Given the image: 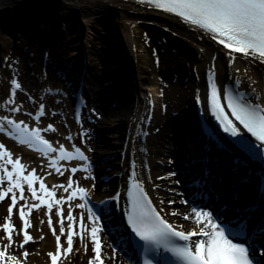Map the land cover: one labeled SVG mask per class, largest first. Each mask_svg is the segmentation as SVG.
Returning a JSON list of instances; mask_svg holds the SVG:
<instances>
[{"label": "bare ground", "instance_id": "6f19581e", "mask_svg": "<svg viewBox=\"0 0 264 264\" xmlns=\"http://www.w3.org/2000/svg\"><path fill=\"white\" fill-rule=\"evenodd\" d=\"M36 1L0 0V38L4 37L6 33L8 37L13 35L17 40L19 39L17 36L20 35V37H23L28 42L39 41L41 48L51 49L52 57L55 58V63H58V65H55L51 60L46 67L43 66V69L50 72L51 76L55 75L57 69L65 73L68 72L69 81L77 78L82 72L85 81L84 91H91V95L93 96L94 92L101 93L103 103L113 108L105 110L103 106V109H100L101 111L97 114L95 110L90 109L86 111L84 107L85 103H82L79 107H77V104H74L76 107H73L75 111L72 116L74 121L80 120V122L77 126H71L70 117H61L60 114L57 115L52 112L51 107H48L51 115L46 113L42 123L44 122V125H49L51 122L57 124L58 121H61L63 123L61 125L70 127L74 133L71 144L63 148L65 154L70 158L63 160L58 156L61 154V147L53 146L57 151L51 153L43 151L45 149L44 146L42 149H39L34 144H21L20 135L12 131V126L8 125L7 122L0 121V125L8 135L5 138L3 134H0V141L5 145L7 151L12 153V157H19V154H21L20 158L21 162L24 163L25 171L35 169L36 175L40 177L46 172L47 176L57 184L66 183L67 185V181L71 179L73 184L71 187L67 185V188L71 190V194L76 193L74 196H77L78 205H85L81 209L85 211L87 216L89 215V205L95 211L96 207L102 208L103 205L101 204L109 198L118 197L115 200L119 203H127L128 189L134 183L139 184L143 193L147 194L157 211L162 209V217L167 222H170L171 213L164 208L158 192V186L168 180V177H165L158 167V162H164L162 157L166 153L162 150V147L169 142L163 138L168 136L171 137L170 145L173 146V151H176V155L175 152L171 154L173 168L174 170L176 169L175 173H179V170L183 172L184 175H181L182 177L184 176L185 180L187 177L190 180L195 179L193 175L196 172L199 175L202 173L203 164L199 162L203 160L204 156H207L209 166H203V169L208 167L207 171L210 168L214 170L210 169L209 179L205 175L204 179L210 181L211 186L220 195L221 204H225V206L230 205L231 198L227 201L223 200V197H228L231 190V182L235 184L237 180L239 188L236 191L239 192L238 195L242 202H248L257 198V191L254 190V187L241 183L242 180L249 181L248 178H242V173L232 176L226 172L229 167H236L232 161V156L219 150L214 146L213 142H210L211 139H208L200 133L201 131L197 130L190 111H192V106L196 103V96H204L207 85V73L213 67V81L217 84L218 89H225L228 84L234 85L236 92L240 96H243L245 102L258 103L260 107L264 108V87L260 80V77L264 74V63L256 59L244 57L239 53L234 54L231 57V63H229L227 51H221L222 46L203 36L202 32L184 24L171 15L137 2L129 0H53V4L48 8L50 10L42 8L33 10L30 7L32 3L35 6L42 7ZM111 7L114 9L111 10ZM113 10H119L120 14L124 15L131 14V19L135 20V22L140 20L153 22L163 28L168 33L167 35L175 33L194 45L198 53L191 64L194 70V81L197 83V85H194L197 88L194 93L195 101L190 99L186 87H184L183 83L188 78V75L184 74V70H180L176 79H172L171 77V82L165 84L163 99L150 101L143 82L140 85V81L145 80L144 72L157 74L158 71L167 70L172 73L177 71V69L179 70L181 65L174 55H172L170 46H162L164 38L159 35H148L146 37L147 40H151L155 44L158 50L157 53L145 50L143 54H140L138 50L139 41L131 38L132 36L128 35L126 29L119 25V23L122 25V23L125 24L126 22L122 18V22L118 23V20L114 19L115 14ZM89 13L95 16L96 19L103 16L99 19V22L103 24L108 23L107 26L104 25L103 29L105 39L100 47L102 56L100 58L97 55V59L93 57L91 51L87 52L86 49L84 50L85 44H82V41L75 34L76 25L81 22L80 18H87L86 16ZM118 30H121L125 34L120 36ZM86 52L89 54L87 57L88 64L84 67L85 69H82L80 68L82 67L80 64ZM25 53L24 51L23 53L17 52V54H13L16 56L15 58L18 57L20 59V66L17 68V76L15 78V83H18L20 87L14 91L15 95L11 98V101L20 108L19 112L21 114H28L27 108L29 107L36 108L41 106V102L34 99L36 82L29 77V73H36L39 66L36 63L33 64L32 57L30 58ZM141 61L144 66V72L142 71ZM97 74H100V76ZM57 80L60 82L59 79ZM73 86L76 93L83 89L82 84L75 83ZM133 97L135 103L126 106V102H130ZM29 101H31V105L28 104L30 103ZM67 108L69 110L68 106ZM172 113L176 114L172 116ZM96 114L100 115L97 117L99 121L88 120L92 115L96 117ZM87 121H89V124H87ZM114 128L122 129L121 132L119 130L118 132L109 133ZM51 136L53 138L59 137L58 133L52 132ZM8 137L11 138V141L8 140ZM80 139H82L84 151L87 152V154L83 153L87 157L84 161H80L74 157L77 149L76 143ZM140 140H144V142L141 141L140 143ZM176 141L178 143H175ZM44 159H48V162L44 161ZM192 162L196 164L195 168H192L193 165L190 167V170L187 169V165L193 164ZM54 166H57V168L63 166L65 171H57L58 169H54ZM92 166L93 170H91ZM73 168L77 169L75 173L72 172ZM108 169L112 170L108 172ZM240 169L239 167L238 172ZM80 170H84L87 175L81 173ZM223 171L226 174L224 178H221L220 174ZM94 172H105L106 177L110 178L108 183L104 185L95 183ZM181 175H177L179 183L182 188L186 189ZM233 177L235 179L232 180ZM252 177L255 182L258 180L257 177ZM45 185L49 190L55 189V193L58 195L56 188L50 187L47 183ZM83 185L87 187L85 195L78 190ZM0 187L5 188L4 185ZM35 187L39 190V181H37ZM100 190H106V193L97 194ZM25 193L28 196L29 203L39 205V201L31 199L26 185ZM183 193L184 195L186 193L190 195L191 188L187 192L185 190ZM88 197L95 203L92 205L88 203L86 201ZM7 204H9L8 198L0 201V223L3 221L4 216V212L2 211H5ZM40 206L43 205H39L38 208L31 210L33 212L32 219L34 222L42 221L45 233L47 236H52L53 231L47 224L49 213H45ZM192 209L190 210L191 213L185 210L183 214L184 217H189L186 223H175L174 225L171 223L175 230L179 231L182 230V227H185L187 229L186 232L200 231L202 224L197 222ZM50 215L55 221L59 220V217H56L55 211H52ZM108 219L109 217L107 216V218L101 220V224L102 221L107 220L108 226H111ZM260 220L263 222V217ZM79 225L77 223L78 227ZM102 227L104 231L98 233L99 238L101 237L103 240V244L101 243L100 263L130 264L126 261L124 255H122L123 252L116 248L117 239L115 240L106 234L107 230L103 224ZM90 228L91 221L89 220V224H85L87 235H85L83 240H81L80 232H77L73 238V246L81 243L88 244V256L92 255L91 251L93 249L90 246L92 244ZM197 239H199L198 236L191 237V240ZM260 239H264V236ZM63 240H66V236L63 237ZM20 244L15 241L14 246L6 248L5 251L16 256L17 259L25 257L23 255L25 251L28 253L27 257H33L34 253L38 251V248L35 249L32 243L25 244L23 248L20 247ZM66 248L67 246H65ZM74 250L75 248L71 255L68 256L66 264H76ZM53 252L55 253L56 249ZM66 253L67 251L65 250ZM61 255L58 256V264H62L63 256ZM126 255H130V253ZM36 260L37 258L33 260L36 264L46 263H38L37 261L40 260ZM49 264H51V260Z\"/></svg>", "mask_w": 264, "mask_h": 264}, {"label": "snow or ice", "instance_id": "6c2138e0", "mask_svg": "<svg viewBox=\"0 0 264 264\" xmlns=\"http://www.w3.org/2000/svg\"><path fill=\"white\" fill-rule=\"evenodd\" d=\"M148 3L156 10L174 14L181 21L193 26L195 30H201L203 36L222 46L221 51H227L229 63H231V57L237 53L264 63V0H148ZM213 73L214 67L207 73L204 96L197 95L196 102L201 104L202 111H210L211 116L215 118L224 133L232 138H238L234 139V143L244 152L252 157L257 155L264 157V108L260 107L258 103L245 102L242 95L236 96L230 90L218 89L217 84L213 81ZM13 87L19 88L20 85L13 82ZM43 107L41 105V111H43ZM12 112L17 113L19 109L13 107ZM3 119L22 134L27 133L20 141L21 144L31 145L38 142L46 146V152L55 153L57 151L51 143L41 137L39 128L29 132L23 121L17 124L16 121L8 119V117ZM47 128L55 131L51 124ZM245 134L254 138L255 143L249 140L248 135ZM0 150H3V153L0 154V162H2L0 163V186L7 183L6 188L0 187V201L5 198L9 199L7 218L2 226V231L7 239L4 248L14 246V232L17 234L23 232L21 248L32 240L27 231L31 225L26 218V210L27 214L31 215V210L38 208V204L28 202V196L25 193L26 185L31 199L39 201V205H43L49 213L48 224L55 236L56 252L48 255L51 264H57L58 256L62 251L61 236L65 235L64 213L59 210L61 201H55V207L58 209L56 216L60 218L59 234H56L50 215L54 204L49 199L55 197V189L49 190L43 179L36 175L35 169L31 174L26 175L20 159H13L12 153L7 151L3 143H0ZM76 152L79 153L81 160L87 159L79 148L76 149ZM60 153L62 160L70 158L65 154L63 147L60 148ZM236 162L239 163L238 160ZM72 172L75 173L76 169L73 168ZM207 174V170H205V176ZM172 175L174 176L175 173ZM37 181H39V190L34 187ZM72 184L73 181L69 179L68 187H71ZM56 187L65 188V185L59 184ZM65 190L67 191V188ZM80 191L84 192L85 190L81 188ZM113 199H118V197ZM127 204L129 206L124 210V214L131 233L145 245H152L157 250L170 253L181 264H264V242L259 241L258 238L253 239L249 235L246 222L233 219L225 223L224 217L215 209L205 210L201 207H194L192 211L197 222L202 224L200 231H177L162 217L163 210L157 211L147 194L141 191L139 184L136 185L135 195L131 188L128 189ZM78 206L82 209L85 207L84 204ZM14 209L18 212L22 222L21 229H16L11 221ZM104 211L100 207H96L95 211L91 207L88 208V219L91 221L90 238L94 245L93 254L95 257L92 264L101 260L102 244L98 233L104 231L101 224ZM235 211L239 212L240 209L237 208ZM245 211H255V209H246ZM184 219L188 220L189 217L185 216ZM67 220L69 229L66 234V251L71 253L75 220L71 211L67 214ZM85 235H87V231L85 230L84 217L81 216V240ZM193 236H198L199 239L191 240ZM175 240L184 241L185 245L180 247L174 242ZM23 255L27 257L28 253L25 251ZM8 260L15 262L17 257L5 250H0V264H5ZM143 264H164V262L144 259Z\"/></svg>", "mask_w": 264, "mask_h": 264}, {"label": "rangeland", "instance_id": "374dc122", "mask_svg": "<svg viewBox=\"0 0 264 264\" xmlns=\"http://www.w3.org/2000/svg\"><path fill=\"white\" fill-rule=\"evenodd\" d=\"M111 10L114 9L113 7L110 8ZM114 11V19L118 20L119 22H122V18L126 22L125 24L122 23V25L119 23L120 26L126 29V32L128 35H130L131 38L136 39L139 41L138 46H139V53L143 54V51H151V53H157V48L151 40H147L146 37L149 35H159L164 38V43H162V46L168 47L170 46V49L172 51V55L177 59V61L180 63L181 68L175 72H168L167 70L163 71H158L157 74H153L152 72H144L145 70L143 69L144 66L142 65L141 61V66H142V71L144 72V78L145 80L140 81L142 85L147 89L146 93L148 94V98L150 101L154 100H161L164 98V89L166 87V83L171 82V77L177 78L180 70H184L186 76L188 75L187 80H185L184 87H186V91L188 92L187 94L189 95L190 99H193L195 96L194 93L196 92L197 88L194 85H197V83L194 81V70L191 67L192 62H194L195 58L197 57L198 53L194 45L188 41L187 39H184L180 37L179 35L172 33L170 35H167L168 33L161 28L160 26L156 25L153 22H144V21H136L131 19V14H120L119 10H113ZM87 18H80V24L77 23L76 25V32L75 34L77 35L76 37L82 41V44H85L84 50L86 49L87 52L91 51L93 54V57L97 59V55L100 56L101 58V43L103 42L104 38V25L107 26L106 24H103L102 22H99V19L102 18L103 16H100V18L96 19L95 16H92V14H88L86 16ZM15 33V32H14ZM16 34V33H15ZM118 34L120 36H123L125 34L121 30H118ZM19 39H15L13 35H10L9 37L7 34H4V37L0 38V121L1 122H6L4 120V117H8V119H12L16 121L17 124H19L21 121H23L24 125H27L28 131L31 132L37 128L41 130L40 135L42 138L46 139L49 143L52 144V146L55 147H66L67 145H70L71 142L73 141L74 133L71 130L70 127H66V125H61L63 124L61 121H58L57 124L54 123H49L53 126L55 131L50 130L47 128L48 125H44L43 117L47 114L51 115V112L48 107H51L52 112L56 113L57 115L67 116L70 120V125L71 126H77L80 120L74 121L73 119V112L74 109L72 107V103L69 97V94L64 87V85L57 80V78L54 76H51V74L46 71V69H43L42 66V58L44 57L42 48L40 46L39 41H34V42H28L26 41L23 37L17 36ZM95 44V46H93ZM26 52L30 58L32 57V63H36V65L39 66V69L37 70L36 73H29V77L33 79L36 83V91L34 93V99L37 101L41 102V105H43V111L40 110V107L36 108H27L28 114H21L20 112L13 113L12 108H20L15 105V103L10 102L11 98L14 97L15 95V90L16 88L13 87V82H15V78L17 76V68L20 66L19 58H15L13 54H17V52ZM48 55V61H53L55 63L54 59L52 57L51 49H48L46 51ZM85 53V58H86V66L88 64L87 57L89 54ZM68 54V53H67ZM100 68V66H99ZM98 75V74H97ZM96 75V76H97ZM100 76V74L98 75ZM185 77V76H184ZM142 80V79H140ZM262 86L264 87V74L260 77ZM185 100V99H184ZM51 101V102H50ZM31 105V101H29ZM50 102V103H49ZM85 110H95L100 112L96 105H94L93 101L88 102L86 100L85 102ZM69 107V110L67 108ZM95 115L88 120L90 121H99L97 120V117L100 115ZM176 114V113H174ZM172 113V116L174 115ZM71 115V116H70ZM61 120V119H60ZM89 121H87V124ZM61 125L59 127V125ZM85 124V123H84ZM52 133H58L59 137L58 138H53L51 136ZM117 132V131H116ZM5 138L7 135H4ZM164 140H167L169 143H166L164 147H162V150L166 153L164 157H162V160L164 162H158V167L161 170V173L165 176L168 177V180L158 186V192L160 199L163 203V206L166 210H168L169 213H171L170 216V222L173 225L175 223H186V220L184 219V212L185 210L191 213V207L188 205V203L185 200V196L183 195V191L176 179V174L173 176L172 174L175 173V170L173 168V159H172V153H173V146L170 145V139L171 137L165 136L163 138ZM8 140L11 141V138L8 137ZM72 140V141H71ZM80 139L78 143H76V147L81 150L84 154H87V152L84 151L83 149V143ZM144 142V140H140V143ZM94 142V141H93ZM0 143H2L0 141ZM24 150V149H22ZM3 153V150H0V154ZM18 155V154H17ZM19 157H12L13 159H20L21 160V154H19ZM170 155V157H169ZM44 161L48 162V159H44ZM2 163V162H0ZM39 163V160H38ZM21 164L24 166V163L21 162ZM43 165V164H42ZM51 166V165H50ZM57 168V166H54V169ZM57 171H62L64 172L65 169L63 166H60L57 168ZM9 170L11 168L9 167ZM77 170V169H76ZM90 170V169H89ZM53 171V170H52ZM32 171H25V174H31ZM81 173L84 175H87V173L84 170H80ZM48 174L42 175L40 178L43 179L44 183H47L50 185L52 188H56V191L58 192V195L55 197L51 198L50 200L53 202L54 207L53 211L58 210L55 207V201L60 200L61 203L59 205V210H62L64 213V227H65V235L61 236V248L62 250V264H66L68 261V256L71 255V253H66L65 254V246L66 240H63V237L66 236L69 225H68V220H67V214L69 211L72 212L73 217L75 218L74 220V233H73V238L76 236L77 232H80V217H84V222L86 225L89 224L88 216L86 215L85 211H83L79 206H78V200L76 199L77 196H74L73 194L70 193V189L67 188L66 183H61L65 185V188H59L56 187V185H59L55 183L53 180L47 176ZM6 183V182H5ZM5 188L7 187V184H4ZM35 187V185H34ZM67 188V191L65 190ZM82 188L85 190L83 194H86V185H83ZM80 187H79V192H80ZM89 192V190H88ZM104 192L106 193V190H100L97 192V194L100 193V195ZM76 194V193H75ZM182 201H184L182 203ZM171 202V203H170ZM9 204L5 206V211L4 216H3V221L0 223V250H5L4 245L7 244V239L4 236V233L2 231V226L7 218V207ZM39 206V205H38ZM43 208V211L45 213L47 212V209L43 206H40ZM175 213V214H173ZM33 212H31V215L27 214L26 210V218L29 220L30 227H28L27 231L28 234L32 237V240L29 241L27 244H31L34 246V248H38V251L35 252L33 257H21L17 259L15 262L8 260L5 262V264H36L35 261H33L35 258L37 260L39 259L40 261H37L38 263L40 262H46L45 264H49L50 262V256L48 255L49 253H54L53 250L56 249V240L54 234L51 236H47L45 233V230L43 228V222L42 221H37L34 222L33 219ZM57 217V216H56ZM52 219V224L54 223L53 227L55 228L56 234H59V228H60V223L59 220H54ZM12 223L15 225L16 229H21L22 228V222L19 219L18 212L16 209L13 211V215L11 217ZM77 223L79 227L77 226ZM48 224V222H47ZM171 224V225H172ZM49 225V224H48ZM182 231L186 232L187 229L185 227L181 228ZM79 230V231H78ZM49 235V234H48ZM99 238V236H98ZM101 240V243L103 244V240L101 237L99 238ZM13 241L22 243L23 241V232H20L19 234L13 233ZM42 243V245H40ZM92 248L94 247L93 244L90 245ZM75 248L74 252V258L76 264H92L94 261L95 257L93 254V249H92V255L88 256L89 252V246L88 244L81 243V244H76V246H73V249ZM41 255V256H40ZM39 256V257H38ZM101 261H97L96 264H101Z\"/></svg>", "mask_w": 264, "mask_h": 264}, {"label": "water", "instance_id": "95a60500", "mask_svg": "<svg viewBox=\"0 0 264 264\" xmlns=\"http://www.w3.org/2000/svg\"><path fill=\"white\" fill-rule=\"evenodd\" d=\"M52 1L53 0H37L36 3L41 5L42 7L37 6V5L35 6L33 3L31 4L30 7L33 10L34 9L39 10L41 8L44 10H50L48 8H50V6L53 4ZM77 81H78L77 78L69 81L68 77L66 76L63 77V82L67 84V87H69V90L71 91L74 104H77L79 102L76 91H74V86H73L75 83H77ZM101 98H102L101 93L97 94L96 103L100 106V108H102L105 105V103H103ZM133 98L130 100L131 103L133 101ZM190 114H191L192 120L195 121L197 130L201 131L200 133H202L208 139H211L210 142H213L214 146H216L219 150H221L222 152H224L225 154L229 156H232L233 158L232 161L236 167H233V168L229 167V169H227L226 172L232 176H237L239 173H242L241 177L242 178L246 177L249 179V181L242 180L241 183L245 185L247 184L249 185V187L252 186L254 187V190L257 191V195H256L257 198L249 200L248 202H242V200L240 199L238 195L239 192L236 191L239 188L237 186V183H238L237 182L238 180H237L235 184L231 182L230 194L226 198L223 197V200L229 201L231 198V203L229 207L234 211L235 217H238V218L242 217L243 220H247L248 218L253 216L254 219H256L254 222L255 227L256 228L262 227L264 229V221L261 222L260 220L261 217H263L264 219V163L261 162L259 155H257L256 157H252L248 153L244 152L237 144L234 143V139H238V138H232L228 134L224 133L222 129L219 127V124L216 122L215 118L211 116L210 111L209 112L202 111L201 104H198V103L196 105L194 104V106H192V111H190ZM112 132L114 131H110L109 133H112ZM98 136H99V132H98ZM248 139L252 140L253 143H255L254 139H252L250 136H248ZM176 143H178V141H176ZM237 160L239 161V163L236 162ZM192 163L193 164L191 165L190 164L187 165L189 170H190V167H192L193 165L194 166L192 168L193 169L195 168L196 164L194 162ZM199 163H202L203 166H209L207 156H204L203 160L200 161ZM203 166L201 169L202 173H200V175L197 172L195 175H193L195 179L190 180L187 177L185 180L184 176L182 177V181L193 191L190 194L191 198L196 199L198 198L196 196H200L203 193L208 194L210 192H213L214 195H217L216 191L211 186L212 184H210V181L208 180L206 181L204 179L205 170H207L208 167L203 169ZM239 167L241 169L238 172ZM210 169H213V168H210ZM210 169L209 171H207L208 173L206 176L207 178L211 173ZM97 173L99 174L100 172H97ZM225 174L226 173L223 171L220 174V177L224 178ZM252 176L257 177L258 180H256L255 182ZM233 179H235V177H233L232 180ZM238 179H241V178H238ZM237 197H238V200H237ZM219 198L221 199V197ZM213 204H215V202H213L212 205ZM97 206H99V204ZM216 206L218 207V205ZM127 207H128L127 203H119L115 199H109L106 203L103 204L102 208L105 211L101 219L103 220L104 218H107L108 216L109 217L108 220L111 223V226H108L107 220L102 221L104 222L103 224H104V227L107 229L108 234L118 235L120 231H124V232L128 231L127 230V218L124 214V210ZM237 208L240 209L239 212L235 211V209ZM253 208L255 209V211H245L246 209L251 210ZM253 229H251V232L253 231ZM261 242H264V239L261 240Z\"/></svg>", "mask_w": 264, "mask_h": 264}]
</instances>
